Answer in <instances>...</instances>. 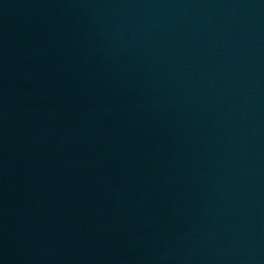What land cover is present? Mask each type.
Here are the masks:
<instances>
[{
    "label": "water",
    "instance_id": "95a60500",
    "mask_svg": "<svg viewBox=\"0 0 264 264\" xmlns=\"http://www.w3.org/2000/svg\"><path fill=\"white\" fill-rule=\"evenodd\" d=\"M0 264H264V0H0Z\"/></svg>",
    "mask_w": 264,
    "mask_h": 264
}]
</instances>
